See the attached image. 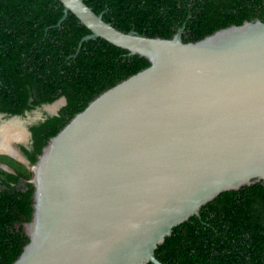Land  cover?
I'll return each mask as SVG.
<instances>
[{"label":"water","instance_id":"obj_1","mask_svg":"<svg viewBox=\"0 0 264 264\" xmlns=\"http://www.w3.org/2000/svg\"><path fill=\"white\" fill-rule=\"evenodd\" d=\"M58 1L60 21L71 13L90 31L81 42L100 38L150 65L42 149L30 169L29 241L12 264H162L155 250L174 227L221 193L264 185V22L185 43L183 28L150 38L116 29L83 0Z\"/></svg>","mask_w":264,"mask_h":264},{"label":"trees","instance_id":"obj_2","mask_svg":"<svg viewBox=\"0 0 264 264\" xmlns=\"http://www.w3.org/2000/svg\"><path fill=\"white\" fill-rule=\"evenodd\" d=\"M116 29L170 39L183 28V42H197L244 21L264 22V0H83ZM58 0H0V114L32 113L65 99L55 114L43 113L28 126L31 164L90 101L147 68L140 56L90 34ZM15 172L0 170V264L14 263L29 239L31 172L0 156ZM162 264H264V185L221 193L199 216L173 228L155 250ZM152 264V263H148Z\"/></svg>","mask_w":264,"mask_h":264},{"label":"flooded vegetation","instance_id":"obj_3","mask_svg":"<svg viewBox=\"0 0 264 264\" xmlns=\"http://www.w3.org/2000/svg\"><path fill=\"white\" fill-rule=\"evenodd\" d=\"M61 106L62 105L57 106L56 107L57 110ZM37 111L41 112L40 118L33 116L35 114L34 112H37ZM34 112L26 114V117H24V118L21 117V120L22 119L25 120V123L28 122V126H29V125L35 123L36 121L40 120L43 116V113H46L49 115L52 114L50 111L45 110L44 106L40 109L35 110ZM3 121H6L5 124L3 125V127H4L3 129L7 128V130L10 131V133L13 132L12 136H14L17 133L14 130V126L17 127L18 123L15 124L13 121L9 122V121H11V117H5V115H4L3 117H0V128H2L1 126H2ZM6 146L9 149L8 150H0V156L7 157L9 159H12V160L22 164L26 169H28L31 172L30 169H31L33 164L30 163L28 157L25 155V152H24L25 149L30 150L31 146H32L30 131L28 130L26 132L25 137H24V135L22 136V134H20V133H19V137H16V138L11 137L6 142ZM0 170H3L4 172H7V173H14L15 172L14 168L11 165H9L5 160H1V159H0ZM24 225H23V229H24Z\"/></svg>","mask_w":264,"mask_h":264},{"label":"bare ground","instance_id":"obj_4","mask_svg":"<svg viewBox=\"0 0 264 264\" xmlns=\"http://www.w3.org/2000/svg\"><path fill=\"white\" fill-rule=\"evenodd\" d=\"M17 124V123H16ZM8 125V124H7ZM17 126V125H16ZM8 127V126H7ZM15 128V127H14ZM18 128V127H17ZM13 133V132H12ZM12 133H10V131L6 129H0V150H8L9 148L6 146V142L8 141V139H10L11 137H19V132L18 133H14L15 135L12 136ZM19 139V138H18ZM8 144V143H7Z\"/></svg>","mask_w":264,"mask_h":264},{"label":"rangeland","instance_id":"obj_5","mask_svg":"<svg viewBox=\"0 0 264 264\" xmlns=\"http://www.w3.org/2000/svg\"><path fill=\"white\" fill-rule=\"evenodd\" d=\"M45 110H47V111H51V110H53V108H44ZM35 114L33 115V116H35V117H37V118H40L41 117V112H39V111H37V112H34ZM34 117V118H35ZM15 124L16 123H18L17 125V127H15L14 128V130L18 133H20V134H22V136L24 135V137L26 136V132L28 131V122L27 123H25V120H20V121H18V122H14Z\"/></svg>","mask_w":264,"mask_h":264}]
</instances>
